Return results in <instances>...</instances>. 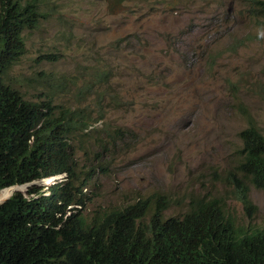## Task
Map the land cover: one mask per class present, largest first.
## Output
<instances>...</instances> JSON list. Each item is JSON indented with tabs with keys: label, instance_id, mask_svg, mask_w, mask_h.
Returning <instances> with one entry per match:
<instances>
[{
	"label": "rangeland",
	"instance_id": "374dc122",
	"mask_svg": "<svg viewBox=\"0 0 264 264\" xmlns=\"http://www.w3.org/2000/svg\"><path fill=\"white\" fill-rule=\"evenodd\" d=\"M36 1L38 24L4 79L72 122L80 174L96 171L81 213L162 196L166 217L215 200L246 224L227 176L239 132L253 123L264 135V15L252 0ZM251 198L258 225L264 191Z\"/></svg>",
	"mask_w": 264,
	"mask_h": 264
},
{
	"label": "trees",
	"instance_id": "16d2710c",
	"mask_svg": "<svg viewBox=\"0 0 264 264\" xmlns=\"http://www.w3.org/2000/svg\"><path fill=\"white\" fill-rule=\"evenodd\" d=\"M36 0L21 4L17 0H0V50L3 45L6 57L1 55L3 67L16 59L21 42L19 33L30 30L38 23ZM253 3H257L255 0ZM257 5L263 7L264 0ZM24 54V53H23ZM22 54V55H23ZM0 72V189L23 184L43 175L68 171L74 182L78 181L76 165L68 163L67 128L61 112L47 108L45 112L37 103L24 99L16 89L7 85ZM242 146L238 154L240 164L235 172L244 173L264 182V135L253 125L239 133ZM30 192H37L36 189ZM83 205L85 201L75 184L54 185L49 195L25 199L15 196L0 205V264H133L137 245L145 239L161 249H179L185 254L173 257L179 264H249L256 262L262 251L246 250L243 254H229L242 239L262 241L264 228L250 234L238 232L229 221L218 224L214 239H199L194 232L201 208L197 206L181 221H162L157 212L150 224L136 226L148 208L153 206L150 198L138 200L122 212L107 216L95 214L87 220L80 211L68 219L63 227L43 230L44 220L51 226L61 220L57 213L66 204ZM155 208L164 210L168 203L157 197ZM87 222L88 225L84 224ZM108 238L116 249L107 254L100 242Z\"/></svg>",
	"mask_w": 264,
	"mask_h": 264
},
{
	"label": "clouds",
	"instance_id": "9594fccd",
	"mask_svg": "<svg viewBox=\"0 0 264 264\" xmlns=\"http://www.w3.org/2000/svg\"><path fill=\"white\" fill-rule=\"evenodd\" d=\"M253 1L254 0H252L253 7L264 15L263 7H261L260 5L259 6L257 5L258 1H262V0H255L257 3H253ZM38 21H39V19H38ZM27 30H23L22 32L19 33V36H18L19 40L21 42V46H20V49H18V51L23 49V53H25V40L23 37V33ZM5 52H6V50H5L4 45H3L2 49L0 50V57H1V55H3V57H6V59L9 60V57L7 56V54ZM22 54H20L18 52L17 56L15 57L16 60L14 62H12L9 66L3 67L2 63L0 62V72L3 73L5 76L6 73L11 69V67L19 61V59L22 57ZM4 76L2 77V79L5 82ZM42 105H44V104H42ZM44 106L46 109L49 107L48 105H44ZM66 116L67 115H64L62 117V121H64L65 127L68 129L67 130V139L65 140L67 143V147H68L67 148L68 163L72 162L76 165V168H77L76 175L78 177V181L74 182L68 171H62V172L52 174V175H43V176L39 177L38 179H34V180L29 181L27 183H23V184L14 183L13 185H10V186H7V187L0 189V192H1L5 189H8V188L18 187V189H16L15 191H13L9 195V198H7L4 201H0V205L3 204L4 202L8 201V200H11L15 196H20V195L25 199L38 198L40 195L47 196V195H49L50 187H52L54 185H58L61 187L64 184L69 185L70 191L73 188L74 184L77 187H79L80 194L83 196V199L85 201L84 206L86 205V200H85V195L83 193V190L91 182L92 177L96 174V171L93 170L90 175H87V177L81 176L80 171H79L78 166H77V161H76L74 153L72 151L71 138L73 135L74 126H73L72 122H70L66 118ZM250 125L255 126L259 130V128L255 124L249 123L248 126H250ZM246 128H244V129H246ZM260 134L262 135L261 131H260ZM240 142H241V140H240ZM241 146H242V143H241ZM239 164H240V162H238L235 165V167L238 166ZM235 167H234L232 173L227 176V181L233 189L236 200L241 204V206H242V208L246 214V217L248 220L246 224H239L238 221L233 216H230L228 213H226L224 211L222 204L217 203L215 200L189 199L187 202L186 211L183 214V216H181V217H173V216L166 217L165 212L167 209L170 208L169 201H168V199H164V197H162V196H158V197H162L164 200L167 201L168 207L165 208L164 210L156 209L155 208V205H156L155 201H156L157 197L156 198L147 197V198H150L153 200V202H154L153 206L151 208H148V210L146 211V214L136 222V226L137 225L146 226V225L150 224L151 220L153 219V217L155 216V214L157 212L161 213L162 221H166L169 219H176V220L181 221L187 214H189L191 212V210L193 208L200 206V208H201L200 216H199V219H198L196 226H195V229H194V232L199 239H209V240L214 241L215 243H218L219 240L214 239V232H215L218 224L222 221H225V220L231 222L233 224L234 228L240 233L250 234L253 231L262 230L264 228V220L262 221V223H260L258 225L252 224L253 217L257 213L258 208L254 204V202L251 198V191L252 190L264 191V182L260 179L254 178L250 175H249V177L244 178L243 177L244 173L235 172ZM48 180H49V183H47V186H45V187L44 186H37L34 184V181H35V183L36 182L40 183V182H46ZM32 189H36L37 192H30V190H32ZM24 193L26 194V196L24 195ZM137 201H135L132 204H128L122 208L112 209L109 211L95 212L91 217H89V218L86 217V218H87V220H90L95 214H103V216H107V215L112 214L114 212H122V211L126 210L129 205H133V204L137 203ZM84 206L71 204V202L66 204L65 210L62 211L61 213L56 214V218L61 219L56 224V226H51V224H49V222L44 220L43 225H42L43 230L54 229L56 231H59L63 227V224L68 219V217L71 218L72 216H74L76 214L77 210L80 211ZM80 213H81V211H80ZM84 224L88 225L87 222H85ZM242 237H244V236L243 235L240 236L241 240L236 245V247L228 248L227 250H225V252H224L225 258H224L223 262H225L227 260V257L229 254L240 255V254H243L246 250L253 248V249L261 250L262 253L256 262H250L249 264H264V239L262 241L256 242L253 239H248V240L242 239ZM100 244L102 246V249L105 250L107 252V254L111 253L114 249H116L115 242L108 240V238H106L105 240L100 242L96 248H98L100 246ZM183 254H185V253L179 249H170V250L161 249L154 242H152L148 239H145L137 245V248L135 250V259L133 261V264H179L180 262L178 260H174L173 257L181 256ZM93 264H95V263H93Z\"/></svg>",
	"mask_w": 264,
	"mask_h": 264
},
{
	"label": "bare ground",
	"instance_id": "6f19581e",
	"mask_svg": "<svg viewBox=\"0 0 264 264\" xmlns=\"http://www.w3.org/2000/svg\"><path fill=\"white\" fill-rule=\"evenodd\" d=\"M37 11V9H36ZM38 12V11H37ZM40 13V12H38ZM38 23H36L37 25ZM34 184L36 185L35 181H34ZM16 189H18V187H12V188H8V189H5L3 191L0 192V201H4L6 200L7 198H9V195L15 191Z\"/></svg>",
	"mask_w": 264,
	"mask_h": 264
}]
</instances>
